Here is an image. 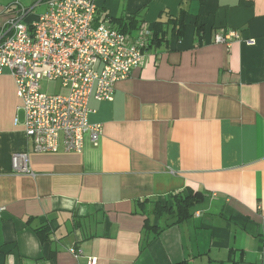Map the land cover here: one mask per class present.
Wrapping results in <instances>:
<instances>
[{
    "label": "crops",
    "instance_id": "1",
    "mask_svg": "<svg viewBox=\"0 0 264 264\" xmlns=\"http://www.w3.org/2000/svg\"><path fill=\"white\" fill-rule=\"evenodd\" d=\"M17 1L28 22L47 9L0 0V28ZM100 6L131 41L144 25L157 36L112 101L90 100L97 145L35 153L0 74V264H264V0ZM232 31L230 46L215 42ZM23 152L34 177L13 172Z\"/></svg>",
    "mask_w": 264,
    "mask_h": 264
},
{
    "label": "built area",
    "instance_id": "2",
    "mask_svg": "<svg viewBox=\"0 0 264 264\" xmlns=\"http://www.w3.org/2000/svg\"><path fill=\"white\" fill-rule=\"evenodd\" d=\"M102 0H39L46 11L35 21L19 1L9 6L0 28V74L14 78L24 114L26 136L38 154H81L85 136L94 145L103 134L101 124H90L89 102L112 101L116 85L142 65L152 29L144 25L137 41L117 30L102 11ZM237 32L217 35L215 42L230 46ZM57 81L67 94L44 93L41 82ZM16 117L15 124L19 125ZM15 174L34 177L28 152L12 156ZM3 210L0 209V219ZM74 251L73 253H75ZM80 253H76V256ZM87 264H98L90 257Z\"/></svg>",
    "mask_w": 264,
    "mask_h": 264
},
{
    "label": "trees",
    "instance_id": "3",
    "mask_svg": "<svg viewBox=\"0 0 264 264\" xmlns=\"http://www.w3.org/2000/svg\"><path fill=\"white\" fill-rule=\"evenodd\" d=\"M111 23H112V20H111ZM112 25H113V23H112ZM114 26V25H113ZM156 26H157V24H156ZM185 26H184V24L182 23H180L179 25H178V29H177V34H178V36L180 37V38H183V35H184V31H185V28H184ZM117 30H119V29H117ZM154 30V31H153ZM152 30V38L151 39H153L152 41H154L155 39V36H157V31H155L156 30V28L154 27V29ZM119 31H121V30H119ZM121 32H123V33H125V34H127L126 32H124V31H121ZM176 197H174V199H175ZM191 199V197H182V198H180V201L182 202V213H181V218L182 219H184V217H188L189 215H190V213L189 212H187L188 211V208L192 205V201L190 200ZM181 220V219H180Z\"/></svg>",
    "mask_w": 264,
    "mask_h": 264
},
{
    "label": "rangeland",
    "instance_id": "4",
    "mask_svg": "<svg viewBox=\"0 0 264 264\" xmlns=\"http://www.w3.org/2000/svg\"><path fill=\"white\" fill-rule=\"evenodd\" d=\"M41 88L44 93H47L49 95H55V94H67L68 89L63 88L62 84L57 81H47L43 80L41 82Z\"/></svg>",
    "mask_w": 264,
    "mask_h": 264
}]
</instances>
